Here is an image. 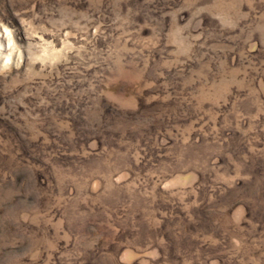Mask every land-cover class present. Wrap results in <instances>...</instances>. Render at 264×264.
<instances>
[{"label": "rangeland", "instance_id": "obj_1", "mask_svg": "<svg viewBox=\"0 0 264 264\" xmlns=\"http://www.w3.org/2000/svg\"><path fill=\"white\" fill-rule=\"evenodd\" d=\"M0 264H264V0H0Z\"/></svg>", "mask_w": 264, "mask_h": 264}]
</instances>
